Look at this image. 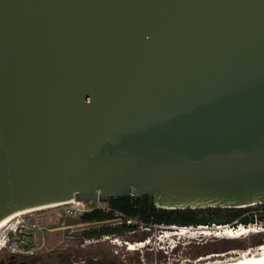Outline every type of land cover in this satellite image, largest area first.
Listing matches in <instances>:
<instances>
[{
  "label": "water",
  "instance_id": "95a60500",
  "mask_svg": "<svg viewBox=\"0 0 264 264\" xmlns=\"http://www.w3.org/2000/svg\"><path fill=\"white\" fill-rule=\"evenodd\" d=\"M124 195L264 201V0H0V223Z\"/></svg>",
  "mask_w": 264,
  "mask_h": 264
},
{
  "label": "rangeland",
  "instance_id": "374dc122",
  "mask_svg": "<svg viewBox=\"0 0 264 264\" xmlns=\"http://www.w3.org/2000/svg\"><path fill=\"white\" fill-rule=\"evenodd\" d=\"M94 204L90 201L77 208L74 203H63L13 218L0 229V246L4 244L0 248V263L14 254L17 259L26 260L25 264H206L194 258L192 243L182 244L190 234L194 233L195 237L198 232H186L185 238L179 240L183 242L171 248L168 244L175 243L177 238L168 243L164 233L171 232H166L164 226L146 227L117 213L106 221L82 222L81 214L92 210ZM103 206L99 209L109 210L106 199ZM134 224H137L134 229L125 228ZM102 228L116 231L88 236ZM9 235H12L10 241ZM141 239L148 243L133 251L124 244Z\"/></svg>",
  "mask_w": 264,
  "mask_h": 264
},
{
  "label": "flooded vegetation",
  "instance_id": "af4514ba",
  "mask_svg": "<svg viewBox=\"0 0 264 264\" xmlns=\"http://www.w3.org/2000/svg\"><path fill=\"white\" fill-rule=\"evenodd\" d=\"M237 211L230 207H204V208H195L193 213H195L194 217H181L177 218V221L173 223H160L154 224L158 226H164L167 230L166 232H171V234H166L168 239V243L174 241L177 238V241L172 244H168L171 248L176 247L178 244L180 245L183 241H179L180 238H185L184 235L177 234V230L179 226L192 227L197 230V225H208V227H213L214 223H222L228 222L236 219ZM234 215V216H233ZM188 220V223H180V221ZM173 234V235H172ZM167 242V241H166ZM261 242V238L259 239H227V238H218V237H207L202 235H197L193 238L187 239L182 244H190L192 243V247L194 252L192 255L197 261H202V263H213V262H223V261H232L237 259L238 253L240 250L246 248L248 245H255ZM26 260L17 259L14 254H10V256L3 260V264H25Z\"/></svg>",
  "mask_w": 264,
  "mask_h": 264
},
{
  "label": "trees",
  "instance_id": "16d2710c",
  "mask_svg": "<svg viewBox=\"0 0 264 264\" xmlns=\"http://www.w3.org/2000/svg\"><path fill=\"white\" fill-rule=\"evenodd\" d=\"M108 204V211L99 208H94L90 211H85L81 214L80 219L82 222H100L112 219L115 213L125 220L136 219L139 224L143 226H150L160 223H173L177 218L181 217H194V209H162L156 207L152 202L151 196H132L124 195L106 199ZM238 212L234 213L237 215ZM233 215V216H234ZM177 217V218H175ZM188 220L180 221V223H188ZM137 224L132 226H125L127 229H134ZM115 229L102 228L99 231H94L88 236H97L104 232H113ZM142 240V239H141Z\"/></svg>",
  "mask_w": 264,
  "mask_h": 264
},
{
  "label": "built area",
  "instance_id": "2783aa9c",
  "mask_svg": "<svg viewBox=\"0 0 264 264\" xmlns=\"http://www.w3.org/2000/svg\"><path fill=\"white\" fill-rule=\"evenodd\" d=\"M90 201H79L77 208L83 206ZM94 208L104 207V199L93 200ZM73 205L72 202H68ZM76 206V205H74ZM233 208L238 213L236 219L228 222L214 223L213 227H208V225H197V230L192 227L179 226L174 228L177 230V234L186 233L190 230L191 232H198L207 237H218V238H227V239H259L261 242L255 245H248L246 248L239 251L238 256L249 252L259 250L261 247H264V201L252 202L240 205L229 206ZM84 209V208H82ZM109 209V208H108ZM206 232V233H205ZM164 235H166L164 233ZM12 235L7 237V240L10 241ZM4 247V244L0 248ZM1 264V263H0Z\"/></svg>",
  "mask_w": 264,
  "mask_h": 264
},
{
  "label": "bare ground",
  "instance_id": "6f19581e",
  "mask_svg": "<svg viewBox=\"0 0 264 264\" xmlns=\"http://www.w3.org/2000/svg\"><path fill=\"white\" fill-rule=\"evenodd\" d=\"M68 202H72L75 205L79 204V201H76V200H70V201L63 202V203H68ZM63 203H60V204H63ZM49 206H54V205H49ZM39 208H43V207H39ZM35 209L37 210L38 208L23 210V211H19V212H15V213L11 214L10 216H8L6 219H4L0 223V229H1L2 225L8 224L7 222H9L10 220H13V218L19 216L20 214L22 215L23 213L31 212L32 210H35ZM184 234H186V233H184V232L180 233V235H184ZM193 235H194V233L190 234L189 235L190 238ZM193 238H194V236H193ZM147 243H148V241L140 240L139 242H136V243H133V242H127L126 243L125 242L124 244H126L128 250L133 251V250H136L137 248L144 247ZM209 264H264V247H261L259 250H256V251L251 250L249 252H246V253L240 255L237 259L232 260V261L229 260V261H223V262H213V263H209Z\"/></svg>",
  "mask_w": 264,
  "mask_h": 264
}]
</instances>
